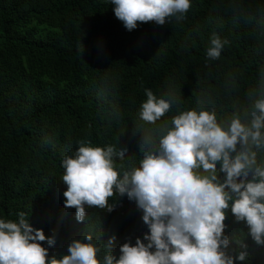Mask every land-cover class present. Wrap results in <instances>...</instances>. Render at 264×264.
I'll return each instance as SVG.
<instances>
[{"label": "trees", "instance_id": "16d2710c", "mask_svg": "<svg viewBox=\"0 0 264 264\" xmlns=\"http://www.w3.org/2000/svg\"><path fill=\"white\" fill-rule=\"evenodd\" d=\"M191 5L183 21L138 23L128 31L110 0H0V218L16 221L24 212L34 229L54 238L52 246L42 244L49 257L67 255L85 235L101 248V264L112 237L117 258L126 242L147 244L143 212L126 195L109 198L111 212L86 206L84 222L64 206L61 161L79 141L127 149L116 160L122 174L139 166L143 133L179 111L203 106L223 122L251 109L248 94L264 76V0ZM214 32L228 43L209 60ZM145 89L178 97L156 125L138 118ZM257 162L264 164V151ZM226 217L227 253L247 252L234 264H264V246L230 209Z\"/></svg>", "mask_w": 264, "mask_h": 264}, {"label": "clouds", "instance_id": "9594fccd", "mask_svg": "<svg viewBox=\"0 0 264 264\" xmlns=\"http://www.w3.org/2000/svg\"><path fill=\"white\" fill-rule=\"evenodd\" d=\"M113 12L126 30L138 23L164 25L171 18L183 21L191 0H110ZM227 40L215 32L206 56L218 60ZM146 100L138 118L156 125L178 100L174 92L158 98L145 89ZM251 109L234 111L220 121L214 109L179 111L158 129L143 133L139 166L117 170L127 149L91 146L79 141L73 156H64L62 182L64 206L75 209L77 222H84L86 206L105 209L115 194L134 200L148 227L143 243H124L117 258L109 239L103 264H234L244 262L247 252L235 257L227 253L229 238L224 235L226 212L244 222L248 235L264 246V164L257 154L264 151V76L258 89L250 92ZM123 167V166H121ZM219 173L224 174L221 181ZM249 176L251 178L249 179ZM92 235L73 240L68 254L49 257L43 242L55 241L41 229H34L24 212L18 220L0 218V264H101V248ZM243 246V245H242Z\"/></svg>", "mask_w": 264, "mask_h": 264}]
</instances>
